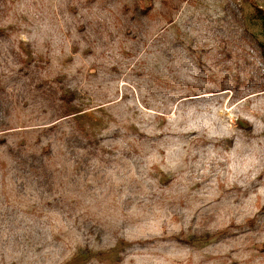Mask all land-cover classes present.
I'll return each instance as SVG.
<instances>
[{
	"label": "rangeland",
	"instance_id": "obj_1",
	"mask_svg": "<svg viewBox=\"0 0 264 264\" xmlns=\"http://www.w3.org/2000/svg\"><path fill=\"white\" fill-rule=\"evenodd\" d=\"M260 42L264 0H0V264H264Z\"/></svg>",
	"mask_w": 264,
	"mask_h": 264
},
{
	"label": "trees",
	"instance_id": "obj_2",
	"mask_svg": "<svg viewBox=\"0 0 264 264\" xmlns=\"http://www.w3.org/2000/svg\"><path fill=\"white\" fill-rule=\"evenodd\" d=\"M259 51H260L261 58L264 61V42H260L259 43ZM61 96H62L61 100L66 101V102L70 101V99L67 96H64V95H61ZM67 111H69V109H67ZM70 115H74V113L73 114L71 112L70 113H66L65 116H70ZM82 115H83V113H76L74 116H76L77 118H80V117H82Z\"/></svg>",
	"mask_w": 264,
	"mask_h": 264
}]
</instances>
